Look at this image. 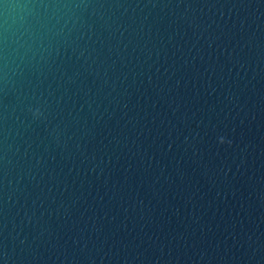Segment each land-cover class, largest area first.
I'll list each match as a JSON object with an SVG mask.
<instances>
[{
    "label": "water",
    "instance_id": "95a60500",
    "mask_svg": "<svg viewBox=\"0 0 264 264\" xmlns=\"http://www.w3.org/2000/svg\"><path fill=\"white\" fill-rule=\"evenodd\" d=\"M0 264H264V0H0Z\"/></svg>",
    "mask_w": 264,
    "mask_h": 264
},
{
    "label": "clouds",
    "instance_id": "9594fccd",
    "mask_svg": "<svg viewBox=\"0 0 264 264\" xmlns=\"http://www.w3.org/2000/svg\"><path fill=\"white\" fill-rule=\"evenodd\" d=\"M221 142H223V138H221Z\"/></svg>",
    "mask_w": 264,
    "mask_h": 264
}]
</instances>
